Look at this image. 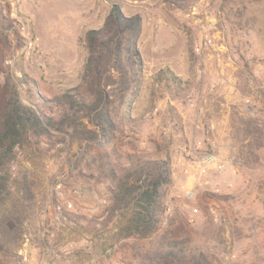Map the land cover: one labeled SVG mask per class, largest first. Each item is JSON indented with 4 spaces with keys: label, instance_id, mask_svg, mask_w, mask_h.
<instances>
[{
    "label": "rangeland",
    "instance_id": "374dc122",
    "mask_svg": "<svg viewBox=\"0 0 264 264\" xmlns=\"http://www.w3.org/2000/svg\"><path fill=\"white\" fill-rule=\"evenodd\" d=\"M180 2L0 0V75L20 83L23 98L24 76L50 97L78 83L85 33L113 4L139 14L143 80L123 141L169 158L166 215L178 212L214 262L264 264V0ZM75 149L34 139L17 149L0 264H138L128 245L108 248L112 224L97 219L105 187L70 172ZM58 177L66 194L82 188L74 197L89 207L70 222L53 220Z\"/></svg>",
    "mask_w": 264,
    "mask_h": 264
},
{
    "label": "trees",
    "instance_id": "16d2710c",
    "mask_svg": "<svg viewBox=\"0 0 264 264\" xmlns=\"http://www.w3.org/2000/svg\"><path fill=\"white\" fill-rule=\"evenodd\" d=\"M141 31L139 14L126 15L113 4L102 24L85 33L78 83L50 97L24 76L23 98L20 83L0 75V207L8 199L9 167L19 147L31 139L76 144L67 160L70 172L105 187L107 203L97 219L102 227L112 224L108 248L128 245L138 264H217L193 243L178 212L166 215L169 158L123 141L122 128L132 122V98L143 80ZM256 122L250 120L246 129Z\"/></svg>",
    "mask_w": 264,
    "mask_h": 264
},
{
    "label": "built area",
    "instance_id": "2783aa9c",
    "mask_svg": "<svg viewBox=\"0 0 264 264\" xmlns=\"http://www.w3.org/2000/svg\"><path fill=\"white\" fill-rule=\"evenodd\" d=\"M196 127L199 128L200 125L197 124ZM54 191L55 202L53 203V220L58 223L70 222L72 214L81 212L79 209L75 208V205L70 196L79 194L82 191V188L75 187L71 189V192L69 194H66L64 191V181L62 177H58L54 183ZM102 202L104 204L107 203L105 198L102 199Z\"/></svg>",
    "mask_w": 264,
    "mask_h": 264
},
{
    "label": "crops",
    "instance_id": "0c3cea01",
    "mask_svg": "<svg viewBox=\"0 0 264 264\" xmlns=\"http://www.w3.org/2000/svg\"><path fill=\"white\" fill-rule=\"evenodd\" d=\"M87 187H88V186H87ZM72 197H73V199H74L75 201H78V200L80 201V204H79V205H80V209H79V210H80L81 212H85V211L89 208V207H87V206L81 204V200L78 199V198H80L79 196L74 197V195H73ZM79 201H78V202H79ZM85 241H86V240H85ZM71 243H72V242H71ZM71 243H70V244H71ZM66 245H67V244H66ZM64 249H65V248H64ZM23 253H25V252H23Z\"/></svg>",
    "mask_w": 264,
    "mask_h": 264
}]
</instances>
